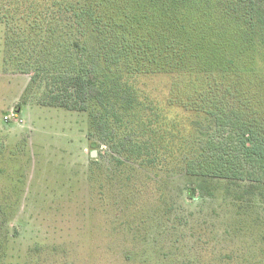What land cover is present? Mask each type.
Masks as SVG:
<instances>
[{"label":"rangeland","instance_id":"rangeland-1","mask_svg":"<svg viewBox=\"0 0 264 264\" xmlns=\"http://www.w3.org/2000/svg\"><path fill=\"white\" fill-rule=\"evenodd\" d=\"M83 1L0 3V264H264L259 189L208 177L188 195L204 178L188 162L217 130L207 96L224 86L196 72L130 79L142 103L116 125L119 148L149 145L150 163L115 153L89 112L43 103L49 78L27 90L34 63L51 74L79 60L76 43L96 46L71 15Z\"/></svg>","mask_w":264,"mask_h":264},{"label":"trees","instance_id":"trees-1","mask_svg":"<svg viewBox=\"0 0 264 264\" xmlns=\"http://www.w3.org/2000/svg\"><path fill=\"white\" fill-rule=\"evenodd\" d=\"M71 15L90 29L96 46L76 43L79 60L51 74L34 63L27 90L49 78L43 103L89 112L98 138L115 141V153L150 163L157 151L149 145L146 153L119 148L116 125L142 103L130 79L204 73L226 91L207 96L218 107L209 110L217 130L200 160L188 162L187 173L204 177L188 195L210 177L249 181L247 188L264 196V0H84Z\"/></svg>","mask_w":264,"mask_h":264},{"label":"built area","instance_id":"built-area-1","mask_svg":"<svg viewBox=\"0 0 264 264\" xmlns=\"http://www.w3.org/2000/svg\"><path fill=\"white\" fill-rule=\"evenodd\" d=\"M11 116H16V114L13 113ZM11 116H6V117H7V119H10Z\"/></svg>","mask_w":264,"mask_h":264},{"label":"water","instance_id":"water-1","mask_svg":"<svg viewBox=\"0 0 264 264\" xmlns=\"http://www.w3.org/2000/svg\"><path fill=\"white\" fill-rule=\"evenodd\" d=\"M92 156H96V151L95 150L92 152Z\"/></svg>","mask_w":264,"mask_h":264}]
</instances>
